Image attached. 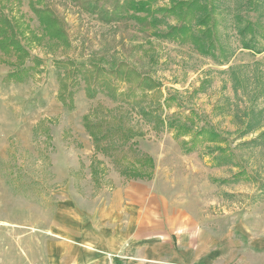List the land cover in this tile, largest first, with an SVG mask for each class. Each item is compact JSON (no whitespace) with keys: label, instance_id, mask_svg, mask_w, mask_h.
I'll return each mask as SVG.
<instances>
[{"label":"rangeland","instance_id":"1","mask_svg":"<svg viewBox=\"0 0 264 264\" xmlns=\"http://www.w3.org/2000/svg\"><path fill=\"white\" fill-rule=\"evenodd\" d=\"M208 1L0 0L28 52L18 61L32 69L7 83L18 61L0 52V264H44L64 200L157 176L209 226L264 231V0ZM192 2L216 6L211 40H195L197 26L167 38L180 24L171 7ZM141 78L159 87L140 91ZM67 87L73 111L59 99ZM95 110L94 131L121 133L94 142L83 118ZM173 114L188 133L179 139L165 126Z\"/></svg>","mask_w":264,"mask_h":264},{"label":"crops","instance_id":"2","mask_svg":"<svg viewBox=\"0 0 264 264\" xmlns=\"http://www.w3.org/2000/svg\"><path fill=\"white\" fill-rule=\"evenodd\" d=\"M82 198L57 211L44 264H264V231L209 226L160 176Z\"/></svg>","mask_w":264,"mask_h":264},{"label":"trees","instance_id":"3","mask_svg":"<svg viewBox=\"0 0 264 264\" xmlns=\"http://www.w3.org/2000/svg\"><path fill=\"white\" fill-rule=\"evenodd\" d=\"M206 2H210L206 0ZM257 2V3H256ZM185 3V2H184ZM183 3V5H184ZM135 10L136 11H148L147 3L144 1H139L136 3ZM182 3H176L174 6L178 7V10L176 11L175 8L171 7V10L169 11L171 14L174 16H177L180 19V24L175 27H170L169 32L167 33L166 37L167 38H183L186 36L188 33L190 34L192 31H194V26H197V28H205L204 31L198 35L197 39L195 37V40H199L201 43L209 42L211 40L212 36L215 33L216 29V20L213 17L214 13L216 12V6H211L209 7L207 4L206 6H199L197 5L196 2H192L187 4L185 8H181ZM250 4H259L257 0H250ZM45 17V16H43ZM46 18V17H45ZM42 20V17H41ZM47 25V29L50 32V35L52 37H59L62 35V31L58 28H56L55 23L47 19L45 22ZM16 21L15 19L10 16L9 14H6L4 10L0 8V52L3 53L5 56H15L18 59H25V55L28 54V52L25 50V48L21 45L20 41L18 40V34L16 31ZM248 27V28H247ZM254 27V26H253ZM246 29H252L250 26H246L245 29H243L244 32H246ZM212 42L210 41V44ZM209 44V45H210ZM205 45V44H203ZM208 45V44H206ZM11 66H13V70L9 72L8 76L6 77V82H15V83H23L26 81L27 78L31 77V68L27 69L23 62L19 63H10ZM24 66V67H23ZM155 87H159V84L155 81H153L151 78H141L139 81V87L138 89L140 91H152ZM145 89V90H143ZM148 89V90H147ZM74 95L75 93L72 91V89H69L68 87L66 90H61L59 93V99L61 103L63 104L64 107H66L69 111H73L75 109V104H74ZM91 98H94V94H90ZM112 113V110H108V112L105 115H102V118L105 116L109 115ZM90 114V115H89ZM87 116L83 118V121L85 123V126L91 133V136L94 138V142H98L99 140H109L111 138H115L117 136V132L119 131L116 128L113 129L111 126L108 127L107 131H102L99 129L100 125L97 127V129L94 131L93 126L94 124L92 123V118H95L96 115V110L91 111ZM104 114V113H103ZM177 115V114H176ZM175 114L171 115V118H167L168 121L165 124L168 130H173L175 132V136L177 139L186 136L188 133H185L182 131L183 129V124H180L179 126H175L174 119L176 117ZM111 118V117H110ZM171 120V121H170ZM162 123H164L162 121ZM98 131V132H97ZM121 131V130H120ZM119 131V133H121ZM207 131V130H206ZM205 131V132H206ZM130 132H126L124 136H126L130 140L134 136L129 135ZM203 134V131L201 130L198 132L193 138V146H194V139L198 136H201ZM210 137L214 138L216 137L215 132L210 133ZM126 140V141H127ZM184 144H188V142H185ZM194 149L189 148L186 149L184 152L185 153H191L193 152ZM145 165H149L150 168L154 167V162L150 156L145 157ZM139 179H144L143 174H138L137 175ZM152 178L149 177L148 179Z\"/></svg>","mask_w":264,"mask_h":264}]
</instances>
